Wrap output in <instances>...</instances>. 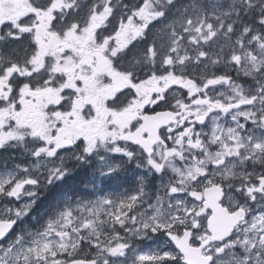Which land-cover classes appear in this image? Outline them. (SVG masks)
<instances>
[{"label":"snow or ice","instance_id":"1","mask_svg":"<svg viewBox=\"0 0 264 264\" xmlns=\"http://www.w3.org/2000/svg\"><path fill=\"white\" fill-rule=\"evenodd\" d=\"M0 264H264V0H0Z\"/></svg>","mask_w":264,"mask_h":264},{"label":"flooded vegetation","instance_id":"2","mask_svg":"<svg viewBox=\"0 0 264 264\" xmlns=\"http://www.w3.org/2000/svg\"><path fill=\"white\" fill-rule=\"evenodd\" d=\"M89 180V175L88 172L85 170H80L78 171L72 178H70L68 181L65 182L64 185L57 186L56 188H53L51 192L49 193L47 199L48 201L50 198L59 192V188L64 189L68 195H71L73 192H77V194L83 195L87 193L93 192V189L91 187L84 188V185L88 183ZM133 186V176L131 172H129L128 177H127V182L124 184L123 188L113 184L105 187V192H110L114 194H122L124 189L126 188H131ZM102 187H104L102 185ZM92 195H86V198L91 197ZM56 196V198H58ZM56 200V199H55Z\"/></svg>","mask_w":264,"mask_h":264},{"label":"trees","instance_id":"3","mask_svg":"<svg viewBox=\"0 0 264 264\" xmlns=\"http://www.w3.org/2000/svg\"><path fill=\"white\" fill-rule=\"evenodd\" d=\"M56 196H57V194H54V195L50 198L49 201H48V199H45L44 202H43V204L41 205V209H40V210L42 211L44 208H47L49 205L53 204L54 201H55V199H56Z\"/></svg>","mask_w":264,"mask_h":264},{"label":"rangeland","instance_id":"4","mask_svg":"<svg viewBox=\"0 0 264 264\" xmlns=\"http://www.w3.org/2000/svg\"><path fill=\"white\" fill-rule=\"evenodd\" d=\"M108 193H110V192H108ZM95 197L94 196H91V197H89V198H87V199H94Z\"/></svg>","mask_w":264,"mask_h":264},{"label":"bare ground","instance_id":"5","mask_svg":"<svg viewBox=\"0 0 264 264\" xmlns=\"http://www.w3.org/2000/svg\"><path fill=\"white\" fill-rule=\"evenodd\" d=\"M58 196V195H57Z\"/></svg>","mask_w":264,"mask_h":264}]
</instances>
